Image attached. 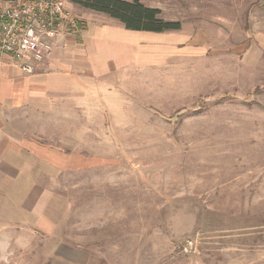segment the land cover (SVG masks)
<instances>
[{
  "label": "rangeland",
  "instance_id": "obj_1",
  "mask_svg": "<svg viewBox=\"0 0 264 264\" xmlns=\"http://www.w3.org/2000/svg\"><path fill=\"white\" fill-rule=\"evenodd\" d=\"M226 2L219 50L20 115L48 150L33 168L44 210L1 222L0 264H264V41ZM66 3L84 25L115 20Z\"/></svg>",
  "mask_w": 264,
  "mask_h": 264
},
{
  "label": "crops",
  "instance_id": "obj_2",
  "mask_svg": "<svg viewBox=\"0 0 264 264\" xmlns=\"http://www.w3.org/2000/svg\"><path fill=\"white\" fill-rule=\"evenodd\" d=\"M192 1L157 5L161 18L181 21L178 31L129 30L113 20L85 24L78 34H63L52 59L40 64L34 73L23 71L0 55V210H7L0 213V230L3 224L18 223V216L27 219L31 215L32 221L35 209L44 210L41 204L36 208L33 204V168L35 155L44 159L48 150L44 143L22 137L27 125L19 121L20 115L47 112L59 101L88 103L91 95L111 86L122 71L208 54L214 42L218 50L226 46L227 16L232 12L226 0H202L201 5ZM238 5L250 23L247 36L264 41V0H234V11L239 12ZM174 6L181 10L176 12ZM13 210H18V215Z\"/></svg>",
  "mask_w": 264,
  "mask_h": 264
},
{
  "label": "built area",
  "instance_id": "obj_3",
  "mask_svg": "<svg viewBox=\"0 0 264 264\" xmlns=\"http://www.w3.org/2000/svg\"><path fill=\"white\" fill-rule=\"evenodd\" d=\"M80 31L66 0H0V55L27 73L52 59L61 35Z\"/></svg>",
  "mask_w": 264,
  "mask_h": 264
},
{
  "label": "trees",
  "instance_id": "obj_4",
  "mask_svg": "<svg viewBox=\"0 0 264 264\" xmlns=\"http://www.w3.org/2000/svg\"><path fill=\"white\" fill-rule=\"evenodd\" d=\"M83 8L104 13L119 21L126 29L137 31L166 32L182 28L179 20L161 18V10L150 7L140 0H74ZM84 24L81 23V28Z\"/></svg>",
  "mask_w": 264,
  "mask_h": 264
}]
</instances>
